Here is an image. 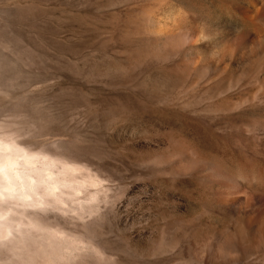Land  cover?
<instances>
[{
    "label": "rangeland",
    "instance_id": "rangeland-1",
    "mask_svg": "<svg viewBox=\"0 0 264 264\" xmlns=\"http://www.w3.org/2000/svg\"><path fill=\"white\" fill-rule=\"evenodd\" d=\"M241 1L0 0V137L76 179L0 264H264V62L208 60Z\"/></svg>",
    "mask_w": 264,
    "mask_h": 264
},
{
    "label": "bare ground",
    "instance_id": "bare-ground-1",
    "mask_svg": "<svg viewBox=\"0 0 264 264\" xmlns=\"http://www.w3.org/2000/svg\"><path fill=\"white\" fill-rule=\"evenodd\" d=\"M237 11L240 15L241 21L247 26V30L244 35L240 36L239 41L235 46V52L232 53V49L229 46L228 48V44H225L226 42L223 40L218 42L212 41L210 42L212 50H210L211 53L208 55V60L211 56L210 60H216L224 65L226 63L229 65H236L237 63L239 64V62H245L248 65H252L255 62H257V64L259 62H264V0L241 1L237 5ZM204 40L205 36L199 35L194 43L201 44L204 43ZM238 64L237 67H239ZM263 71L264 69L262 72ZM27 156L28 155L19 148V144L15 142V139H12L11 136L8 138L0 137V161H2V165H0L2 166V172H0V242L2 241V243H4L9 237L8 235H10L12 239L16 234L18 235V238L19 236L21 237L23 227L26 225L25 220L29 219L25 213L27 210H25L26 206L27 208L32 205H36L37 207L40 205L38 203L47 202L44 200L41 202L40 197L37 199L38 197L34 198V196H41L43 193L42 196L45 194L49 197L52 196L54 198L53 202H56V205L58 206L57 202H59V204L60 202H63L60 199V195L56 193V190H59L62 186L75 191V188H72V186H65L68 182L70 185L73 180L76 181L73 177L71 178L72 180L53 177L54 174L46 165V167L43 166L44 168H39L37 172H32L33 168L28 170V167L33 165L39 159L36 158L37 160H31L33 157L29 159ZM32 181L34 182L32 183ZM37 183L38 185H36ZM33 185H36L37 187H34ZM40 186L41 189L44 188L42 189V192H37V189ZM60 190L59 192H61ZM29 198L31 199L29 200ZM30 221L31 220H29V223ZM34 223L35 222H33V226L35 225ZM26 229H28V227H26ZM21 239L19 238V241ZM16 244L17 243L14 244V247L17 248Z\"/></svg>",
    "mask_w": 264,
    "mask_h": 264
},
{
    "label": "snow or ice",
    "instance_id": "snow-or-ice-1",
    "mask_svg": "<svg viewBox=\"0 0 264 264\" xmlns=\"http://www.w3.org/2000/svg\"><path fill=\"white\" fill-rule=\"evenodd\" d=\"M0 165H2V161H0ZM0 172H2V166H0Z\"/></svg>",
    "mask_w": 264,
    "mask_h": 264
}]
</instances>
